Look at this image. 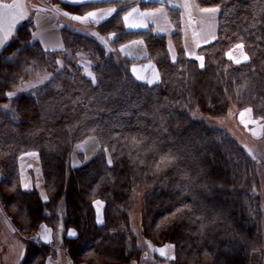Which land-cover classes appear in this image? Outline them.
I'll return each mask as SVG.
<instances>
[{
    "label": "trees",
    "instance_id": "1",
    "mask_svg": "<svg viewBox=\"0 0 264 264\" xmlns=\"http://www.w3.org/2000/svg\"><path fill=\"white\" fill-rule=\"evenodd\" d=\"M51 1L71 14L99 5ZM195 2L218 9L216 38L197 49L203 67L185 48L176 7L169 9L175 60L167 35L152 26L124 27V1L90 29L61 22L60 50H45L34 39L31 20L7 39L0 52V200L16 227L47 225L54 232L52 244L27 241L19 264H47L54 246L75 262H141L140 238L157 246L171 243L173 264H250L254 250L264 251L256 161L233 133L212 121L251 109L252 118L264 122V0ZM133 39L144 41L158 82L137 79L133 60L114 55ZM238 43L248 56L239 64L228 56ZM41 76L34 90L19 89ZM90 137L97 139V150L87 159L79 153L80 164H71L76 143ZM32 151L39 157L45 201L37 188L22 186L19 158ZM98 198L104 202L101 224ZM136 201L139 219L133 224Z\"/></svg>",
    "mask_w": 264,
    "mask_h": 264
},
{
    "label": "crops",
    "instance_id": "2",
    "mask_svg": "<svg viewBox=\"0 0 264 264\" xmlns=\"http://www.w3.org/2000/svg\"><path fill=\"white\" fill-rule=\"evenodd\" d=\"M69 3L71 0H62ZM127 2L129 4V8L124 12L122 16V23L126 29H146L149 26H152L154 30L158 33L165 34L168 37V49L170 52L171 58L177 57L175 43L172 39V33L174 32V25L170 19V11L169 9L172 7H176L180 10L181 18H182V30H183V40L186 50L196 52L197 49L213 41L217 36V27H218V12L216 11H206L212 8H201L197 5L195 0H85V2H94L99 3L98 6L89 9L84 14H71L68 11L64 10L59 5L54 4L51 0L47 3L46 9L47 12H43L44 10L38 11V9L34 12L33 15V36L37 34V39L42 47L45 50H60L64 47L61 27L59 26V32L56 31L54 24L58 21L60 22V17H68L72 16H85L87 13H96L95 19H89L85 21H78L79 23H94L98 24L108 18H110L120 7L124 6V3L117 2ZM140 1H150L157 3L156 7L150 9H143L139 6ZM84 2V3H85ZM115 9L114 12H109V10ZM135 10V11H134ZM192 10V11H191ZM43 12V13H42ZM67 13L68 15H65ZM212 13V17L210 14ZM131 14V15H129ZM208 17H206V16ZM101 17H105L101 19ZM128 17L127 20L124 18ZM199 18L203 21H200ZM57 19V21H56ZM99 21V22H96ZM57 22V23H58ZM129 25H145L142 27H130ZM241 43L234 45L229 51L228 56L231 54L232 57L236 58L239 54L246 55L243 49L237 47ZM114 53H117L120 57L127 56L132 59L131 63V72L138 79V77H144V79H139L141 81H145L148 83L149 80L154 81L156 83L160 80V73L157 65L148 59V54L146 51L145 43L142 39H133L126 43L121 44L118 47V50ZM200 63L203 62V56L196 57ZM173 59V60H175ZM159 77L157 80L156 77ZM149 83V84H153ZM248 109H242L239 111V115L244 112V114H248L246 111ZM252 133L257 137L264 136V122L257 121L254 125L251 126ZM93 139V138H92ZM86 139L88 142L86 143L85 149H80L78 154L81 153L84 159L89 158L98 148V142L95 140ZM90 143V146H88ZM94 150V151H93ZM34 152V151H32ZM37 152L31 153L26 152L22 154L19 158V168H20V177L22 181V186L24 189H31L35 186L41 198L45 201L48 199L46 189L44 187V179L42 175L38 173V176L35 180L34 176L30 171V163L34 162L37 165L36 154ZM38 156V154H37ZM79 156V155H78ZM39 159V158H38ZM81 160V158H80ZM41 166V165H40ZM25 185H28L26 188ZM45 197L47 199H45ZM95 207V215L96 221L98 224L103 223L104 221V202L102 199H96L94 201ZM63 206L60 212V220L58 225L63 224ZM38 239L39 241L45 244H52L54 239L53 230L47 225H41L38 229ZM17 232L21 236L20 230L15 226L12 216L9 215L5 204L0 200V264H19L22 260L25 253V243L20 236H18ZM74 232L69 230L68 234L74 235ZM16 235V237H15ZM24 239V238H23ZM164 245L157 246L158 249L165 248ZM55 254L47 257V264H56L59 261L60 264L62 262L66 263L69 260V256L67 252L60 246H54ZM156 255L158 256L157 264H173V258L175 256V250L171 247H168L165 251V255H161L159 251H156ZM258 255V256H257ZM264 262V254L259 249L254 250L252 252L251 262L250 264H262ZM138 264H154L153 262H142Z\"/></svg>",
    "mask_w": 264,
    "mask_h": 264
},
{
    "label": "rangeland",
    "instance_id": "3",
    "mask_svg": "<svg viewBox=\"0 0 264 264\" xmlns=\"http://www.w3.org/2000/svg\"><path fill=\"white\" fill-rule=\"evenodd\" d=\"M1 1L2 2H11L13 0H1ZM49 1L50 0H18L19 6H20V8L22 10V14H23L22 21L23 20H31V21H33L34 12L37 9H38V11L41 10V8L43 10L45 9L43 12L46 11V13H48L47 9H46V6H47V3ZM208 10H214L215 12L216 11L218 12L217 8H212V9H208ZM204 16H206V15H204ZM210 16L212 17V13L210 14ZM206 17H208V16H206ZM59 19H60L59 20L60 22H58L57 19H56V21L58 23L56 22L54 24V26L56 28V31H58V32H59V26L61 25L60 24L61 22L66 23V25L75 26V27H77L79 29H90L91 26L94 25V23H89V24L79 23L75 19L68 18V17H66V18L65 17H60ZM199 20L202 21L200 18H199ZM34 39H36V40L39 39L37 34L35 35V33H34ZM192 51L188 52L191 56H194V57H199L200 56L197 53V51L196 52H192ZM243 51L246 54L244 46H243ZM114 55L117 58H119L118 57L119 55L117 53H114ZM235 59H242L241 55L239 54ZM87 60L91 61L92 59H87ZM45 77L46 76H41V77H37L36 79L25 80V81L22 82V84L19 87V89L20 90H34L37 87V85L44 80ZM10 94H11V96L14 95L13 92H11ZM5 106L9 107V104H6ZM239 111H237V113H235V112H233V110H231L225 116L212 117V121H213V123H215V124H217L219 126H222V127L226 128V129H228L231 133H233L235 135V137L246 147L248 152L255 159L256 165H257V169H258V174H259V186H258L257 190L260 193V198H261V202H262V205H263L264 204V136L257 138L251 131L252 130L251 126L254 125V122L257 123V121H259V120H254L252 118V116H251V113H248V114L245 113L244 114V112H243L244 115H243V117H241V115H239ZM246 120L249 122V124H246L247 123ZM88 139L95 140L96 143L98 142L95 137H90ZM87 142H88V140L87 141L84 140V141L76 143V145L74 146V149L72 151V155H71V159H70V163L71 164H73V165L80 164L81 160H80V157L78 156V151L80 149H85ZM98 145H99V143H98ZM88 146H90V143H88ZM31 153H34V152H31ZM38 158L39 157L36 154L37 165L34 162L30 163V165H29L31 174L34 176L35 180H36V178L38 176V173H40V175H41V170H42L41 166H40V161H39ZM0 174L4 178V172L2 171L1 167H0ZM41 178H42V175H41ZM0 182H1V180H0ZM34 187L35 188L37 187L36 184H35ZM64 203H65L64 199H62V201L60 203V206H59V212H61V208L63 206L62 214H64V210H65V204ZM137 206H138V203L136 201L135 202V206H134L135 214H133V221H134L133 224L138 222L137 217L139 219L138 210L135 209V208H137ZM12 219H13V217H12ZM18 229L20 230L21 236L24 239L19 235L18 232H17V234H18V236H20L22 238V240L25 243V246H26V242L27 241L34 240V239L36 241L40 240V239H38V237H33V239L31 238V236H32L31 235V233H32L31 231L32 230L31 231H24L21 228H18ZM70 230L72 232H74V234H75V230L74 229H70ZM15 237H16V235H15ZM140 241L142 242L141 245L144 248L143 255H142L143 257L141 259V262L138 261L136 258H134V259H132L130 261L129 264H138V263H142V262L144 263V262H148V261L149 262H153L154 264H157L158 262H160V261H158V259H157L158 256L156 255L157 245H153L152 243L148 242L147 240H142V238H140ZM165 245H169L173 249V245L171 243H167ZM260 251H262V250H260ZM262 252L264 254V251H262ZM54 254H55V252H54ZM79 263L87 264L83 260L79 261V262H75L71 258H69V260L66 263L62 262V264H79ZM56 264H60L59 261L56 262ZM262 264H264V262H262Z\"/></svg>",
    "mask_w": 264,
    "mask_h": 264
},
{
    "label": "water",
    "instance_id": "4",
    "mask_svg": "<svg viewBox=\"0 0 264 264\" xmlns=\"http://www.w3.org/2000/svg\"><path fill=\"white\" fill-rule=\"evenodd\" d=\"M5 5L11 7H4ZM23 19L18 0L2 2L0 0V52L4 48L8 37Z\"/></svg>",
    "mask_w": 264,
    "mask_h": 264
},
{
    "label": "snow or ice",
    "instance_id": "5",
    "mask_svg": "<svg viewBox=\"0 0 264 264\" xmlns=\"http://www.w3.org/2000/svg\"><path fill=\"white\" fill-rule=\"evenodd\" d=\"M71 2H74V3H84L85 2V0H71ZM4 7H11V6H8V5H5ZM115 11V9H112V10H109V12H114ZM135 11V10H134ZM206 11H214V10H206ZM65 15H68L67 13H65ZM129 15H131V14H129ZM95 17H96V13H87L85 16H83V17H81V16H72L71 18L72 19H75V20H78V21H85V20H89L90 18L91 19H95ZM105 17H101V19H104ZM125 20H127L128 19V17H125L124 18ZM96 22H99V21H96ZM130 27H142V26H145V25H129ZM237 47L238 48H240V49H243V45L242 44H239V45H237ZM229 58L230 59H233V61L235 62V63H237V64H239V63H241V62H243V61H247L248 60V56L247 55H242V59H235L234 57H232L231 56V54H229ZM173 59H175V58H173ZM201 67H203V63H201ZM89 75H91L90 73H89ZM138 79H144V77H138ZM156 79L158 80L159 79V77L157 76L156 77ZM93 82H94V78H93ZM154 81H151V80H149L148 81V83H153ZM11 95V94H10ZM246 111H248L249 113L252 111L251 109H248V110H246ZM243 113H241V117H243ZM110 162V161H109ZM25 187L27 188L28 187V185H25ZM45 199H47L46 197H45ZM74 234V233H73ZM168 247H171V246H169V245H166L165 246V248H162V249H158L157 251H159L160 252V254L161 255H165V251H166V249L168 248Z\"/></svg>",
    "mask_w": 264,
    "mask_h": 264
},
{
    "label": "built area",
    "instance_id": "6",
    "mask_svg": "<svg viewBox=\"0 0 264 264\" xmlns=\"http://www.w3.org/2000/svg\"><path fill=\"white\" fill-rule=\"evenodd\" d=\"M88 65H93V63H88ZM86 72L87 73H89V71L88 70H86ZM2 175L0 174V180H2ZM31 237H35L36 235H37V233L35 232V231H32V233H31ZM79 264H82V263H79Z\"/></svg>",
    "mask_w": 264,
    "mask_h": 264
}]
</instances>
